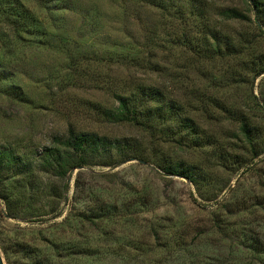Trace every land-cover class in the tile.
<instances>
[{
    "label": "rangeland",
    "instance_id": "rangeland-1",
    "mask_svg": "<svg viewBox=\"0 0 264 264\" xmlns=\"http://www.w3.org/2000/svg\"><path fill=\"white\" fill-rule=\"evenodd\" d=\"M18 1L46 36L23 33L0 7V152L20 161L0 170L2 263L264 264V75L246 67L264 56V34L220 16L246 14L244 1L200 0L212 30L235 46L248 40L214 60L184 46V36L203 40L205 21L145 0ZM126 51L155 67L117 58ZM141 84L179 104L192 144L175 122L155 119L150 132L100 114ZM69 129L109 146L60 179L41 156Z\"/></svg>",
    "mask_w": 264,
    "mask_h": 264
},
{
    "label": "trees",
    "instance_id": "trees-1",
    "mask_svg": "<svg viewBox=\"0 0 264 264\" xmlns=\"http://www.w3.org/2000/svg\"><path fill=\"white\" fill-rule=\"evenodd\" d=\"M148 1V2H147ZM186 0H145L147 5L162 7L171 10L176 14L186 15L187 19L193 18L203 23V40L197 44L183 37L184 46L194 53L198 58L205 60H214L218 58H228L238 55L240 50L237 48L246 44V38L240 35V39L236 38V46L228 41L218 30H212L208 19L205 16L200 0H190L187 8H183L180 2ZM248 10L245 13L235 9H225L220 12L223 21L227 22H251L255 24V29L259 34H264V2L263 0H243ZM184 5V3H183ZM0 7L5 10L4 19H11L8 23L22 29L27 35L40 36L44 38L46 32H40L39 29L32 23L33 18L21 11V5L18 0H0ZM202 7V8H200ZM20 10V11H19ZM253 14L254 19L251 20L250 15ZM206 19V20H204ZM45 35V36H44ZM44 36V37H43ZM248 44V43H247ZM249 45V44H248ZM124 56L116 55L117 58H125L129 63H141L140 58L134 55H129L126 51ZM263 58V59H262ZM133 64V65H134ZM136 64V65H137ZM145 70H152L155 65L151 64L150 60L141 63ZM247 69L254 73L255 78L264 75V56L259 57L247 64ZM117 106L109 109L99 108L98 111L110 122L113 123H128L135 127H141L144 130H151V123L158 119L162 122H175L177 129L175 134L179 135L181 142L192 144L196 140V128L194 124L185 118L181 117V107L177 103L168 102L166 95L160 90L147 85H137L135 90L127 95H117L115 97ZM240 132L246 144L251 146L254 151L253 136L251 135L248 126L244 123L240 125ZM67 136L64 139H57L55 147L47 150L41 156L42 166L49 167L58 178L64 179L69 172L75 169L90 167L93 161L104 155L105 148L109 143L92 134H79L73 129H69ZM209 143V141L207 142ZM255 153V152H254ZM255 157L258 155L254 154ZM20 168V161L10 152H0V170H13ZM162 171L169 175L178 176L187 179L190 183H195L192 177V172L188 169L180 170L173 166H166ZM79 173V172H78ZM77 183H78V179ZM2 199V196H0ZM9 206V205H7Z\"/></svg>",
    "mask_w": 264,
    "mask_h": 264
},
{
    "label": "water",
    "instance_id": "water-1",
    "mask_svg": "<svg viewBox=\"0 0 264 264\" xmlns=\"http://www.w3.org/2000/svg\"><path fill=\"white\" fill-rule=\"evenodd\" d=\"M140 163H143V162H140ZM143 164H145V163H143ZM0 264H3V263H2V259H1V257H0Z\"/></svg>",
    "mask_w": 264,
    "mask_h": 264
}]
</instances>
